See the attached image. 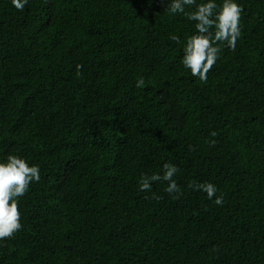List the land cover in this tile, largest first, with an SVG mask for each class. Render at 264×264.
Returning <instances> with one entry per match:
<instances>
[{"label":"trees","instance_id":"trees-1","mask_svg":"<svg viewBox=\"0 0 264 264\" xmlns=\"http://www.w3.org/2000/svg\"><path fill=\"white\" fill-rule=\"evenodd\" d=\"M234 2L205 83L182 64L195 22L160 0H0V162L41 174L0 264H264V0ZM164 163L177 200L139 189Z\"/></svg>","mask_w":264,"mask_h":264},{"label":"clouds","instance_id":"clouds-1","mask_svg":"<svg viewBox=\"0 0 264 264\" xmlns=\"http://www.w3.org/2000/svg\"><path fill=\"white\" fill-rule=\"evenodd\" d=\"M12 5L19 11H23L28 0H11ZM166 4L165 10L172 15L184 14L188 20L195 22V34L189 36L183 49L182 64L190 70L193 77L201 82H207L208 73L212 70L223 47L235 51L237 41L241 37V13L242 7L234 0H223L218 5L215 0L197 3V0H160ZM193 9L194 10H188ZM179 44L180 38L176 35L170 37ZM82 65H77V75L81 73ZM143 77L137 80L136 87L143 88ZM212 137L216 132L210 134ZM214 139L209 141L214 146ZM190 150H194L190 146ZM180 169L171 163L163 164V174L142 175L139 179V189L142 192L151 190L152 184L164 180L168 182L165 191L173 200L179 199L182 189L174 177ZM41 179L38 165L29 163L18 155H8L6 162H0V241L12 238L15 233L22 230L21 213L18 198L23 197L33 182ZM189 188L203 191L208 199H214V203L222 205L224 196H216L217 187L211 182L190 183ZM159 199L158 197H153Z\"/></svg>","mask_w":264,"mask_h":264}]
</instances>
